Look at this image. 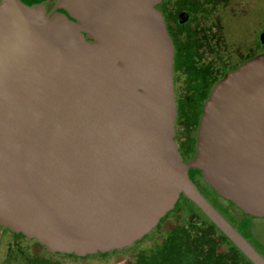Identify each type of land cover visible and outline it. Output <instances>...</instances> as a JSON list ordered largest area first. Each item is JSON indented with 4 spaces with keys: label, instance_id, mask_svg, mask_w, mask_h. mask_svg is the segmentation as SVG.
I'll return each mask as SVG.
<instances>
[{
    "label": "water",
    "instance_id": "1",
    "mask_svg": "<svg viewBox=\"0 0 264 264\" xmlns=\"http://www.w3.org/2000/svg\"><path fill=\"white\" fill-rule=\"evenodd\" d=\"M160 1L0 0V226L83 257L130 246L181 195L264 264L187 175L264 219V52L214 81L183 160Z\"/></svg>",
    "mask_w": 264,
    "mask_h": 264
},
{
    "label": "rangeland",
    "instance_id": "2",
    "mask_svg": "<svg viewBox=\"0 0 264 264\" xmlns=\"http://www.w3.org/2000/svg\"><path fill=\"white\" fill-rule=\"evenodd\" d=\"M222 0H166L163 9L166 28L174 45L172 75L176 115L175 142L183 159L194 152V128L203 100L225 64L242 56L237 43L225 44L219 18L213 6ZM239 0L229 6L235 14L224 17L226 40H240L247 46L251 29L264 19V0ZM45 4H48L46 2ZM256 5V7H255ZM263 9V10H262ZM217 16V17H216ZM258 29L264 45V27ZM250 34H248L249 32ZM255 43V39H253ZM247 55L256 51L249 48ZM264 50V49H263ZM231 51L235 58L230 59ZM227 62V63H226ZM208 199L230 220L247 242L264 257V219L246 216L201 185ZM225 209L227 213L223 211ZM229 221V222H230ZM243 226L239 227V222ZM230 222V223H231ZM0 264H251L215 227L185 201L131 247L110 256H72L46 251L35 241L0 227Z\"/></svg>",
    "mask_w": 264,
    "mask_h": 264
},
{
    "label": "trees",
    "instance_id": "3",
    "mask_svg": "<svg viewBox=\"0 0 264 264\" xmlns=\"http://www.w3.org/2000/svg\"><path fill=\"white\" fill-rule=\"evenodd\" d=\"M23 3H25V4H33V3H39V2H41L42 0H21ZM237 1H239V0H222V1H220V3H218V4H216L215 6H213L214 7V9L216 10L215 11V15H217L218 16V18H219V22H218V26H219V31H220V37H222V39H223V42L227 45V44H232V42H235V43H237L236 45H238V47H239V49H240V51H243V52H247V49L250 47H254L256 44V41H257V37H255L256 36V32L258 31V29L260 30V29H262L260 26L261 25H263V27H264V19H260V23H256L257 25H254L253 26V28L251 29V34H250V32L248 33V34H250L249 35V40H248V42H247V46H245V47H243V45H244V43H242V42H240V40H234V41H229V40H226L225 39V37H224V27H225V24H224V17L226 16V15H233V14H235V12H230V10L228 9V7L229 6H233L234 4H235V2H237ZM254 1V4H256V0H253ZM255 7H256V5H255ZM263 10V9H262ZM264 11V10H263ZM216 16V17H217ZM253 39H255L256 41H255V43H253ZM231 54V51H229L228 52V55H230ZM251 55H253L252 53H251ZM230 57V56H229ZM232 58H234V57H232ZM230 59H231V57H230ZM227 63V62H226ZM236 64H237V61H236V59H235V61H234V63H232L231 65H230V63H227V64H225L226 66H225V71L226 70H229V69H232V68H234L235 66H236ZM222 75V74H221ZM221 75H219V76H217V78H219ZM216 78V79H217ZM176 106V105H175ZM176 108V107H175ZM188 170H190L191 172V174H194V173H196L197 174V176L199 177V179H200V175H199V172H198V170H196V169H191V168H189ZM188 174V173H187ZM201 180V179H200ZM201 183H202V185L204 186V187H206L209 191H211L216 197H218V198H220V199H222L221 197H219L218 195H216V193L211 189V188H209L206 184H204L202 181H201ZM200 189H201V186H200ZM203 192V191H202ZM204 193V192H203ZM205 194V193H204ZM206 195V194H205ZM185 200L195 211H197L198 212V214L203 218V219H205L206 220V222L210 225V226H213L208 220H207V218L198 210V208L197 207H195L190 201H188V200H186L185 198H183L181 195H179V197H178V199L176 200V202L174 203V205H173V208L172 209H170L169 211H167L165 214H164V216H162L159 220H158V222H157V224L154 226V227H157L158 226V224L164 219V217H166L170 212H172L174 209H175V207L177 206V203L179 202V200ZM222 200H224V199H222ZM224 201H226V202H228L227 200H224ZM212 203V202H211ZM230 205H232L230 202H228ZM213 204V203H212ZM213 206H214V204H213ZM233 206V205H232ZM215 207V206H214ZM234 208H236L235 206H233ZM215 209L222 215V213L220 212V210L219 209H217V207H215ZM237 209V208H236ZM238 210V209H237ZM223 211L225 212V213H227V211L225 210V209H223ZM242 213V212H241ZM246 215V214H245ZM246 216H248V215H246ZM228 217H229V219L230 220H232V218H231V215H228ZM251 217V216H250ZM229 220V221H230ZM229 221H227L243 238H245L239 231H238V229L237 228H235L234 227V225H232L233 223L231 222H229ZM239 227L240 226H243L244 224H243V222L241 221V222H239ZM153 227V228H154ZM214 227V226H213ZM6 228V227H5ZM152 228V229H153ZM150 232V231H149ZM148 233V232H147ZM146 233V234H147ZM19 234V233H18ZM145 234V235H146ZM19 235H21V234H19ZM145 235H143L140 239H138V240H136V241H134L130 246H127V247H131V246H133V245H135L136 243H138V242H140L141 240H142V238H144V236ZM22 236V235H21ZM23 237V236H22ZM31 241H34L33 239H30ZM36 242V241H35ZM41 246V245H40ZM42 247V246H41ZM47 251V250H46ZM48 252H50V251H48ZM51 253H55V252H51ZM114 253H119V250H111V251H108V252H105V253H95V254H91V255H85V256H83V257H77V256H74L73 254H62V255H68V256H72V257H74V258H77V259H84V258H86V257H89V256H102V257H104V256H110V255H112V254H114ZM55 254H60V253H55Z\"/></svg>",
    "mask_w": 264,
    "mask_h": 264
},
{
    "label": "flooded vegetation",
    "instance_id": "4",
    "mask_svg": "<svg viewBox=\"0 0 264 264\" xmlns=\"http://www.w3.org/2000/svg\"><path fill=\"white\" fill-rule=\"evenodd\" d=\"M166 0H161L155 7H156V9L161 13V15H162V18H163V22H164V26H165V29H166V32H167V34H168V31H167V28H166V24H165V20H164V14H163V9L162 8H160V6L165 2ZM46 2H48V4H45ZM53 2H54V0H42L41 2H39V3H42L43 5H44V8H45V11L46 12H48V11H50L51 10V8H52V6H53ZM52 12H60V13H63V14H65V12L62 10V9H55V10H53ZM168 36H169V34H168ZM170 38V37H169ZM170 40H171V38H170ZM171 43H172V41H171ZM256 45L254 46V47H252V49H253V51L255 50L256 52L255 53H252L253 55L254 54H256V53H260V52H264V45H263V43H262V39H261V34H259L258 35V38H257V41H256V43H255ZM172 46H173V51H174V45H173V43H172ZM250 48V47H249ZM247 49V52L249 51V50H251V49ZM239 51H238V53H240V55L242 56L241 58H236V61H237V64H236V66L239 64V63H241L243 60H245V59H247L248 57H250V56H252V55H247V52L245 51V52H243V51H240V49H238ZM230 57H234L235 58V55L234 54H232V52H231V54L229 55ZM173 58V57H172ZM172 69H173V67H172ZM230 70V69H229ZM227 71V70H226ZM225 72V71H224ZM223 72V73H224ZM222 73V74H223ZM221 77V76H220ZM218 79V78H217ZM216 79V80H217ZM172 86H173V75H172ZM173 95H174V86H173ZM176 107V106H175ZM173 128H174V135H173V138H174V140H175V127H174V121H173ZM195 128H196V126H195ZM195 128H194V133H193V137H194V142H195ZM176 143V142H175ZM176 147H177V150H178V152L180 153V151H179V149H178V146H177V144H176ZM193 148H194V146H193ZM193 154H194V152H193ZM192 154V155H193ZM180 155H181V153H180ZM181 157H182V155H181ZM191 157V156H190ZM182 159H183V157H182ZM189 159V158H188ZM188 159H183V160H188ZM191 171L190 170H187V175H188V177H189V179L193 182V184L197 187V189H198V191L201 193V195L213 206V204L211 203V201L208 199V197L202 192V189H200V186L202 185V183H201V180L199 179V177L197 176V174L196 173H194V174H191L190 173ZM203 186V185H202ZM214 207V206H213ZM215 208V207H214ZM197 212V211H196ZM198 213V212H197ZM199 215V214H198ZM224 218V217H223ZM225 219V218H224ZM226 220V219H225ZM227 221V220H226ZM1 227V226H0ZM1 228H5V227H1ZM5 229H8V228H5ZM9 230V229H8ZM10 231V230H9ZM10 232H12V231H10ZM12 233H14V234H18V233H15V232H12ZM22 238H24V237H22ZM25 239V238H24ZM245 239V238H244ZM26 240H30V239H26ZM246 240V239H245ZM247 241V240H246ZM263 257V256H262ZM264 258V257H263Z\"/></svg>",
    "mask_w": 264,
    "mask_h": 264
}]
</instances>
